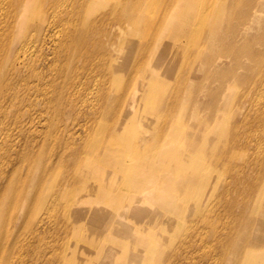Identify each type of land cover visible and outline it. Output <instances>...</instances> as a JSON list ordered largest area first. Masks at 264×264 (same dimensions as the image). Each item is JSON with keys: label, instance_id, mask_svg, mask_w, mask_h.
I'll list each match as a JSON object with an SVG mask.
<instances>
[{"label": "bare ground", "instance_id": "obj_1", "mask_svg": "<svg viewBox=\"0 0 264 264\" xmlns=\"http://www.w3.org/2000/svg\"><path fill=\"white\" fill-rule=\"evenodd\" d=\"M154 1L0 0V254L16 259L7 264H24L19 257L23 253L26 256L34 253L26 264H58L56 259H61V264H87L88 259L93 264H147L145 259H133L135 254L130 257L114 244L132 236L116 221L113 212L104 207L91 209L85 204L90 199L104 202L117 189L128 186L136 193L155 179L162 165L155 161L160 159L159 154L168 152L161 148H166L170 131L172 137H188L186 144L191 148L180 158L179 165L169 160L164 162L174 174L163 175L164 182L175 186L164 189L166 199L154 198L162 209L174 211L176 194L202 188L207 183L205 175L193 173L191 153H210V129L217 126L219 115L212 122L211 117L221 93L233 87L232 80L238 78L246 83L245 90L250 86L259 90L263 84L264 65L261 67L260 61L264 53L250 49L244 37L237 41L234 34L244 19L249 24L258 22L254 13L259 10V2L252 5L254 0H163L157 5V11L162 7L158 18L149 23L145 17L151 16ZM94 3L99 6L104 3L108 9L95 17ZM144 23L153 30L133 50ZM214 44L219 47L217 53L211 51ZM235 47H245L254 63L240 66L245 74H239L235 67L224 66V57L237 63L239 50H233ZM189 49L192 51L188 52ZM179 56H183L182 74L169 87L167 79L173 74L170 69L178 66ZM121 58L129 62L124 78L125 85L132 84L129 101L124 100V91L110 94L118 81L117 75L124 73L119 63ZM169 90L170 95L162 101L160 94ZM199 98L200 109L193 112L205 108L209 112L204 122L190 125L188 121L193 117L183 109ZM160 101L166 112L181 105L180 125L166 120L155 134L131 143L125 154L127 158L120 159L115 143L123 142L126 146L129 135L136 134L134 121H150ZM83 104L86 108L80 111L78 105ZM66 115L71 119H65ZM97 117L104 119L103 123ZM68 120L73 126L84 128L86 137L91 139L89 149L77 142V132L69 131ZM256 120L257 125L264 123L260 117ZM95 128L101 135H94ZM49 137L58 141L45 155L41 153L45 149H41V144ZM38 141L42 143L37 151L28 148ZM92 154L94 159L81 169ZM48 156L52 159L45 160ZM144 158H149L145 166ZM261 165L264 166V159ZM54 167L62 168L64 177L56 185L54 195L48 198L43 188ZM257 182V178H252L247 183L248 198L242 201L239 212H232L234 203H238L235 200L227 202L223 209L228 220L246 225L242 234L233 238L217 237L220 247L227 246L228 241H236L243 247L235 251L231 264H237L242 254L245 264H264V256L256 254L258 250L253 248L254 239L264 241V188ZM235 183L225 189L226 194L231 189L236 194L244 192ZM259 192L262 196L254 206L251 195ZM187 193L186 207L192 204ZM78 195L84 196L82 203H74ZM130 201H133L131 205L136 204L135 200ZM45 203L52 210L59 207L62 210L59 227L56 232L53 229L52 243L45 240L44 217L37 222L33 217L34 211ZM143 215L132 216L130 226H126L135 229L139 217L161 223L150 232L154 243H139V251L134 248L133 253L154 252L157 246L166 244L170 219H159L150 213ZM48 217L51 218L50 214ZM251 217L256 219L254 227L250 225ZM69 226H74L73 233L69 232ZM246 246L253 249L245 250ZM177 253L173 250L167 259L175 258Z\"/></svg>", "mask_w": 264, "mask_h": 264}, {"label": "rangeland", "instance_id": "obj_2", "mask_svg": "<svg viewBox=\"0 0 264 264\" xmlns=\"http://www.w3.org/2000/svg\"><path fill=\"white\" fill-rule=\"evenodd\" d=\"M162 1L163 0L154 1L151 16L145 17L146 22L149 20V23L155 22V19L158 18L162 8L160 5L158 8L159 10L157 11V5L159 2L162 3ZM256 2H259L257 4L259 10H257L254 14L258 16V22L251 21L249 24L245 23L244 19L243 23L238 25L234 30V34L237 37V41L239 37H244L247 41L246 45L250 49H260L262 53H264V0H254L252 5ZM101 5L102 3L100 6L95 4V17L108 9V6L104 5V3L102 6ZM250 8L251 5L249 7V11ZM232 21L234 23V19ZM152 30L153 27L149 26V24L147 25L144 23L140 26L138 36L136 37L137 44L133 47V50H136L138 46L147 40ZM98 47L99 46L97 45V48ZM218 48L219 47H215L214 44L211 47V51L213 53H217ZM244 49L240 47L233 48V50H239V55L237 57L238 61L237 63H234L232 59L224 57L223 60L226 63L224 66L226 68L235 67L239 74H245V71H243L240 66H252L254 63L249 58L250 55L248 56V51ZM99 50H101V48ZM191 51L192 49H189L188 52ZM124 52L125 50L123 53ZM180 57L181 59L177 62L178 66H176L174 70L170 69V72L173 74H171L169 76L170 78L167 79L169 87L173 81L178 80L179 76L182 74V67L184 63L182 62L183 56H179V58ZM119 63L122 71L124 70V73H122V75L120 73L117 75L118 81L114 83L110 94L112 95L124 91L123 98L124 100L126 99L129 101L132 96V84L128 86L124 84V78L126 79L125 76L128 73L129 62L125 58H121ZM260 63V66L262 67L264 65V55L261 57ZM246 73H248V71ZM232 82L233 83L231 85H233V87L225 89L221 93V96L217 101L218 106L214 109L211 117L212 122V120H215L217 115H219V122L217 123V126L211 129L208 127L212 133L209 148L210 153L205 155H194L191 153L193 156V173L205 175L207 177V183L204 187H200L195 190L185 189L184 192L176 194L175 203H177V205L175 210L171 212L166 209H162L161 204L154 201V198L166 199L167 193L164 189L169 186H175L168 182H164V180H166L165 176H174L172 170L168 168L164 162L169 160L179 165L180 158L182 159L183 154L191 149L186 144L188 137L185 135L172 137L169 131L168 144L165 146L166 148H161L163 151L168 149V152L166 154H159V156L164 158L163 161L161 157L159 160L155 161L156 163H162L155 179L145 183V185H143L136 193H134L132 186H128L125 189H117V191L112 194L111 197L105 199L104 202H97L95 199H90V201L85 204L91 209L98 210L99 208L104 207L107 209L106 211L113 212V215H115L114 217H116V221L122 223L124 227L128 229V232L133 239L128 236L127 239L116 241L114 244L127 251L128 256L130 257L135 254L133 259H145L147 264H231V259L234 258L235 251L243 248L236 241H228L230 243L227 246L225 245L220 247L217 237L219 235H228L233 238L237 234H242L245 230V223L241 221H237L236 223L235 221L232 222L228 220V217L223 211L226 203L231 202L232 200L238 202L236 204L234 203L232 208V212L236 214L241 210L242 201H245L248 198L247 183L250 182L252 178H257L258 186L264 188V166L261 165V161L264 159V123L262 125H257L256 123V118L259 117L264 121V81L259 90L252 89V86L249 87V90H245L246 83H242L240 78H238V81L236 79L235 82L233 80ZM170 93V90L163 93V95L161 93L160 96L162 101L164 98L169 96ZM201 97L203 98V96ZM162 101H160L159 105H157L155 110H153L150 121L147 123L142 122V120L134 121L133 125L136 129V134L129 135V137L127 136L128 139L125 140L126 146H124L123 142H119L117 144L115 143L114 147L120 159L125 160L127 158L125 154H127V147L131 143L138 142L142 137H148L155 134V132L159 131L160 127L164 125L166 120H170L171 122L173 121L174 125H180L179 116L183 114L180 111L181 105H178L173 110L168 109L166 112L161 106ZM200 102L201 98H199L197 102H192L193 105L191 104L190 107L183 109L189 117H193L188 121L190 125L200 121L204 122L205 120L203 119L209 112V109L207 108L199 111V113L193 112L194 109H200ZM78 107L79 110L82 111L86 108V104H83L82 106L78 105ZM217 112L218 114H216ZM70 115L64 116L65 119L70 120ZM78 117L81 118V114H79ZM69 120L67 124L69 131L77 132L79 134L77 142L83 143L84 146L89 149L91 139L86 137L84 128L73 126ZM97 120L102 123L104 121L101 117H97ZM93 131L95 136L101 135L98 128L93 129ZM233 134L236 136L232 141ZM57 141L58 139L54 140V137H49L45 142H34L28 148L31 147L37 151L38 146L42 143L41 149H45H43L41 153L47 155L50 148L54 147ZM153 151L154 149L151 152L149 151L150 154ZM226 153H230L228 157H226ZM48 157L49 158H45V160L52 159L50 156ZM94 157L95 156L93 154L91 157H88V159L83 162L84 164L80 166L81 169H84V167L86 168L88 161L94 159ZM144 159L145 166V163H147L146 160L149 158ZM45 160H43V162ZM77 167H79V165ZM18 173H20L19 168ZM63 177V169L60 167H54L46 185L43 188L44 192H48V198H51V196L54 195L56 185ZM234 182H236L235 184L240 190L244 191L242 194H236L232 189L226 194L225 189L227 187H232ZM99 189H101V187H99ZM185 191L190 192V194L186 193L188 197L192 198V204L188 207H186V203L188 202L184 200L186 198ZM261 196L262 194L260 192L259 194L255 193L251 195V197H253L252 202H254V206L258 204L256 201ZM130 199L135 200L136 204L131 205L133 201H130ZM74 200V203H82L84 196L78 195L74 198ZM47 205L48 204L45 203L43 208L38 211H34L33 217L36 222L42 216L44 217L43 223L46 224L44 226L46 228L44 232L45 240L46 242L49 241L52 243L50 239L53 236V229L56 232L57 227H59V216L60 213L62 215V210L60 207L58 210H52L51 208H48ZM143 213L153 214L159 219L165 217L170 219L168 234L165 236L166 240L163 239L166 244L163 242L164 245L160 244L157 246V249L154 252L133 253L134 248L139 251V247L141 246L139 243H154L155 238L150 236V232L153 229H158V226H160L161 223L159 220H151L148 218L142 219L139 217L137 218L139 219V224L135 226V229L126 226H130V222L133 219L132 216H139L140 214L143 215ZM49 214L51 218L48 217L47 219ZM251 218L252 220L250 225L251 227H254L256 225V219L255 217ZM147 219L151 221H148ZM69 227V232L73 233L74 226ZM131 230L136 231L137 233L133 234ZM59 233L60 235L62 234L60 231ZM253 243V248L258 250L255 253L264 256V241L260 239L257 241L254 239ZM250 248L252 247H244L245 250H251ZM173 250L178 252L176 257L173 259H167L169 253ZM30 254L34 255V253H28V256H26L25 253L19 255L22 263H28ZM110 254L113 255V253ZM5 256V253L0 254V264L13 263L12 259L16 260L15 258H6ZM242 258L243 254L242 256H239V260L236 263L245 264L246 261L242 260ZM56 261H58V264H61L62 260L56 259ZM86 261L87 264L95 263L91 259Z\"/></svg>", "mask_w": 264, "mask_h": 264}]
</instances>
